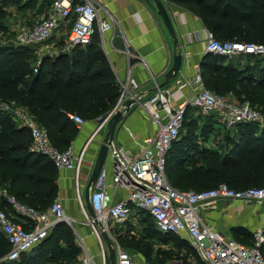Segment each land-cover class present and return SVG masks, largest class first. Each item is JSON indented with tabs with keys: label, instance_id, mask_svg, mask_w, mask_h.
<instances>
[{
	"label": "built area",
	"instance_id": "1",
	"mask_svg": "<svg viewBox=\"0 0 264 264\" xmlns=\"http://www.w3.org/2000/svg\"><path fill=\"white\" fill-rule=\"evenodd\" d=\"M47 15L40 21L26 25L17 32L21 45L43 43L53 36L58 38L63 29L67 36L62 51L88 45L94 35H103L114 28L115 19L101 17L94 0H45ZM205 50L227 58L245 54L264 56V43L220 40L212 31L206 30ZM41 59L35 65L38 70ZM117 103L108 117L123 108L126 98L135 96L140 83L132 76L122 80ZM179 89L189 92L178 101L170 97V88L156 84L155 89L140 102L155 130L138 140L135 131L129 130L133 146L127 147L114 141L97 179L90 188V203L95 212L92 217L85 209L84 191L78 184V176L85 160L88 145L93 137L106 127L107 119L98 123L94 132L79 150L70 144L64 149L56 147L46 127L34 121L30 114L19 106L0 101V111H16L18 123L30 129L35 151L51 159L58 170L75 171V201L84 213V219L98 246L93 253L85 238L76 233V242L81 248L80 264H110L107 246L101 231L108 232L114 241L116 264H142L130 251L117 242L114 224L149 214L161 234L186 238L203 264H264V224L252 232V242L244 243L225 231L205 221V208L219 199L264 204V186L234 189L221 182L212 188L201 190L179 189L169 182L166 175L167 154L172 144L180 138L188 108L199 109L203 114L214 115L218 124L234 129L242 123H256L264 127V112L247 102L220 95L206 87L199 68ZM139 97V96H138ZM141 100V99H140ZM16 115V116H15ZM68 117L80 128L85 119L77 113ZM100 116H98V119ZM109 160V164L107 162ZM119 195L118 200H114ZM6 208H0V232L9 244L8 252L0 257V263L18 260L46 239L58 223L72 225L74 218L66 213L64 201L57 196L43 210L20 201L13 193L0 190ZM167 264H184L182 259H173ZM189 264H194L191 262Z\"/></svg>",
	"mask_w": 264,
	"mask_h": 264
},
{
	"label": "trees",
	"instance_id": "2",
	"mask_svg": "<svg viewBox=\"0 0 264 264\" xmlns=\"http://www.w3.org/2000/svg\"><path fill=\"white\" fill-rule=\"evenodd\" d=\"M175 1L191 5L207 29L220 40L264 43V0ZM35 3L36 0H30L29 5ZM86 46L85 50L74 48L76 54L70 61L67 53L53 60L41 59L37 71H34L35 65L26 46L0 47V101L22 107L37 121L48 125L50 139L59 149L70 145L62 132L77 129L68 113L107 115L120 94L99 34L96 33ZM225 58L208 52L201 62L206 87L223 96L226 91L236 92V86L245 79L237 75L242 68L231 62L225 63ZM247 66L253 68L251 64ZM257 70L262 73L257 80H261L259 83L264 87V66ZM43 75L48 78H42ZM190 109H187L179 140L172 144L167 154L166 175L171 185L192 190L212 188L221 182L234 189L264 186V127L242 123L224 132L220 140L213 137L222 149L200 145L196 141L195 120L188 119ZM258 109L264 112V109ZM13 118L10 112L0 111V187L24 203L46 209L58 195V169L46 155L32 149L30 129ZM214 121L217 123L215 116ZM0 208L8 209L1 196ZM64 224L58 223L54 229ZM144 237L143 240L131 237L127 247L143 255L150 264H165L161 254L167 252H156L151 260L153 246ZM237 240L252 242V239ZM57 241L66 243L65 256L80 255L81 248L71 232H60ZM8 250L9 244L0 232V257ZM38 256L26 253L18 260L8 262L39 264ZM198 264L203 263L199 261Z\"/></svg>",
	"mask_w": 264,
	"mask_h": 264
},
{
	"label": "crops",
	"instance_id": "3",
	"mask_svg": "<svg viewBox=\"0 0 264 264\" xmlns=\"http://www.w3.org/2000/svg\"><path fill=\"white\" fill-rule=\"evenodd\" d=\"M94 1L101 17L111 15L115 19L114 28L99 37L105 57L120 88V82L128 75L134 77L140 83L135 94L142 102L153 92L156 84L160 85L165 80V73L173 64L175 52L183 53V63L178 75L166 85L170 88V97L173 100L178 101L189 92L187 88L179 89L178 84L181 81L191 78L198 68L203 76L201 62L206 54L207 27L191 5L180 4L175 0H163L178 38V48L175 49L172 37L161 16L149 2L145 0ZM98 123V118H86L80 128L73 132L69 129L65 130L61 135L67 138L77 151L94 132ZM129 130L135 131V135L140 137L138 140L141 136L148 135L155 130L140 102L132 105L125 113L124 120L117 125L114 142L132 147ZM105 131L106 127L97 133L88 145L78 176V184L84 193ZM226 131L214 132L210 143L205 146L222 148L221 144L216 145L213 137L220 140ZM202 132V128L199 133L195 129V133L203 138ZM196 141L200 144V140L196 139ZM57 183V196L63 198L66 213L74 220L78 219L80 212L74 198L76 193L75 171L73 169L58 170ZM119 198L120 196L117 195L114 200ZM84 205L86 206L85 196ZM260 205L259 203L219 199L205 208V221L237 239L251 241L253 230L264 224V208ZM230 207L234 208L233 212H229ZM89 229L88 225L81 226L77 232L85 238L87 247L95 254L98 246Z\"/></svg>",
	"mask_w": 264,
	"mask_h": 264
},
{
	"label": "rangeland",
	"instance_id": "4",
	"mask_svg": "<svg viewBox=\"0 0 264 264\" xmlns=\"http://www.w3.org/2000/svg\"><path fill=\"white\" fill-rule=\"evenodd\" d=\"M29 2L30 0L0 1V47L5 48L10 45H21L17 42L18 30L23 26L31 25L40 21L47 15L49 9L47 1L36 0V3L34 5H29ZM61 32L62 33L59 38L57 36H53L43 43L24 45L29 50V57L33 65H37L39 59L46 58L53 60L60 54L67 53L69 61L73 56H75L76 53L74 50L65 52L62 51L61 47L63 45V41L67 36V29L65 28ZM94 41H96V39ZM86 47L87 46L81 47V49L85 50ZM230 62L231 64L242 68V71L237 75H240L242 79H245H243L242 82L236 86V92L231 93L230 91H226L224 95L239 102H247L253 107L264 109V87H262V84L259 83L261 80H257L262 76V73L257 72V68L259 66H264V57L253 55L247 56L245 54H240L230 58H225V63ZM248 64H251L253 68L247 66ZM250 76H252L253 79H251ZM42 78L47 79L48 76L43 75ZM208 88L211 89V87L209 86ZM8 112H10L11 114H16V111L12 110H8ZM30 116L36 123L50 130L48 125L37 121L33 115L30 114ZM98 116L99 115L97 114H89L83 117L86 119L98 118ZM13 119L15 120L16 118ZM17 119L18 120L15 121L19 122L20 119L18 117ZM188 119L195 120V129L198 133L201 128L203 129V138L201 137V135L200 137L197 135V139L200 140V145H208L214 132H218L219 130L226 131L228 129L226 126H222L216 123L214 121L213 115L203 114L199 109H190L188 113ZM34 148L35 147L33 145L32 149ZM107 162L109 164L110 161L107 160ZM2 189L3 188L0 187V190ZM260 206L264 208V204H261ZM77 208L80 212V217L78 219H75L72 222V225L65 223L64 225L58 226L50 233L48 238L43 243L28 252V254L39 255V264H80V255H78L77 257L65 256L64 250L66 249V243L64 241H57V236L60 232H71L75 239V232L79 231V228L81 226H87L83 211L80 210L78 206ZM85 209L87 211L86 206ZM228 210L229 212H233L234 208L230 207ZM114 228L115 229L113 231L120 246L130 251V253L135 258L140 260V262L143 264H150V262L145 260L143 255L134 252L126 245L131 237L143 240V236H145L144 240L153 246V254L151 260L154 259L156 252L164 251L167 252V254H161V258L165 260V264L169 263L172 259H183L185 264H189L191 262H194V264L199 263V260L192 250L190 242L186 238L159 233L155 227L154 222L152 221L151 216L147 214L140 216L137 221L135 219H130L126 222L116 223L114 224ZM92 238L95 242V238L93 235ZM5 264L12 263L7 262Z\"/></svg>",
	"mask_w": 264,
	"mask_h": 264
},
{
	"label": "water",
	"instance_id": "5",
	"mask_svg": "<svg viewBox=\"0 0 264 264\" xmlns=\"http://www.w3.org/2000/svg\"><path fill=\"white\" fill-rule=\"evenodd\" d=\"M145 1L149 2L157 10L158 15L161 16L164 22V25L166 26L168 32L170 33L172 37L174 48L177 49L178 48V38L176 36V32H175L172 20L165 8L163 0H145ZM206 53L208 52L206 51ZM173 58H174L173 64L171 68L165 73V80L160 84V86L168 85L170 81L173 78H175L180 72V69L183 63V53L175 52ZM139 102H141V100L135 94V96L125 99L123 103V106H124L123 108L116 109L109 117L107 114V115L100 116V118L98 119V122L101 123L104 120H106V118H108L106 122L105 135L98 149L95 162H94V166L89 176L88 182L86 184L85 193H84L86 208H87L88 213L92 217H95V212L90 203V188L95 182V180L97 179L98 174L103 167V164L105 162L107 152H108V145L114 141L117 125L121 121L124 120L125 113H127L130 110L131 106L134 104H138ZM101 236L107 246L108 258H109L110 264H116V251H115L113 239L110 237L108 232L105 230L101 231Z\"/></svg>",
	"mask_w": 264,
	"mask_h": 264
}]
</instances>
